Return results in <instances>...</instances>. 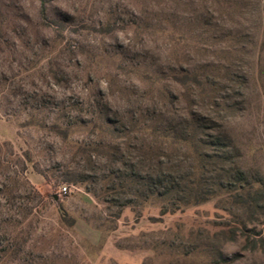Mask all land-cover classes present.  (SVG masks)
<instances>
[{
  "label": "rangeland",
  "instance_id": "obj_1",
  "mask_svg": "<svg viewBox=\"0 0 264 264\" xmlns=\"http://www.w3.org/2000/svg\"><path fill=\"white\" fill-rule=\"evenodd\" d=\"M193 121L264 178V0H0V264H264V217L142 194L212 189Z\"/></svg>",
  "mask_w": 264,
  "mask_h": 264
},
{
  "label": "trees",
  "instance_id": "obj_2",
  "mask_svg": "<svg viewBox=\"0 0 264 264\" xmlns=\"http://www.w3.org/2000/svg\"><path fill=\"white\" fill-rule=\"evenodd\" d=\"M44 9H41L43 12ZM202 83L197 75H193V87L199 88ZM193 148L196 159L203 164L207 163L212 167L213 174L211 188L203 197V188L206 183L197 181L193 184H182L174 180L163 171L149 173L143 183L142 194L147 199L154 198L160 202L174 201L176 206L197 204L206 198L214 196H226L227 200L234 205V208L245 216V221L255 222L264 217V178L259 174H250L235 165V161L229 153L228 144L221 136H212L203 140L204 127L199 122L193 121ZM212 165L210 166V164ZM209 164V165H208ZM201 166V165H200ZM201 166L200 175H203L204 167ZM206 172L210 173L209 170ZM179 182V183H178ZM209 187V186H208ZM206 187V188H208ZM170 210H174L173 208ZM256 242L262 244V240H253V247ZM233 259L218 257L213 264H230Z\"/></svg>",
  "mask_w": 264,
  "mask_h": 264
},
{
  "label": "built area",
  "instance_id": "obj_3",
  "mask_svg": "<svg viewBox=\"0 0 264 264\" xmlns=\"http://www.w3.org/2000/svg\"><path fill=\"white\" fill-rule=\"evenodd\" d=\"M66 189H67V188H66L65 186H64V187H62V192H64V193H65V192H66Z\"/></svg>",
  "mask_w": 264,
  "mask_h": 264
}]
</instances>
